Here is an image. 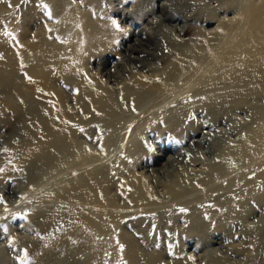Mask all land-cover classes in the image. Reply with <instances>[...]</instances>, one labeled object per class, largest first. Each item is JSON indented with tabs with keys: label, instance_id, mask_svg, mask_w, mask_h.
<instances>
[{
	"label": "rangeland",
	"instance_id": "obj_1",
	"mask_svg": "<svg viewBox=\"0 0 264 264\" xmlns=\"http://www.w3.org/2000/svg\"><path fill=\"white\" fill-rule=\"evenodd\" d=\"M254 7L264 0H0V264H264V65L245 69L243 53L241 63L224 64V90L212 92L217 70L206 80L202 63L178 64L201 49L214 65L212 49L223 38L221 49L237 45ZM232 53L241 52L224 56ZM145 81L169 86L174 98L153 108L123 99ZM103 90L124 113L113 131L90 114ZM174 101L182 119L168 127L161 119ZM62 104L77 122L52 152L83 161L70 170L32 167L26 148L40 137L35 124L53 121ZM92 167L114 202L112 217L101 203L90 212L62 200L45 210L61 217L34 215L35 200L52 205L53 184L36 194L39 187ZM139 179L145 203L130 196ZM51 219L60 225L55 238ZM73 220L78 237H60Z\"/></svg>",
	"mask_w": 264,
	"mask_h": 264
},
{
	"label": "bare ground",
	"instance_id": "obj_2",
	"mask_svg": "<svg viewBox=\"0 0 264 264\" xmlns=\"http://www.w3.org/2000/svg\"><path fill=\"white\" fill-rule=\"evenodd\" d=\"M170 16H172L171 13L170 14L165 13L163 15L164 18H167ZM259 20H261V21L259 22ZM247 21L248 20L240 23L241 26L243 25L242 30L244 28L245 29L242 31L243 36H242V38H240V40H238L239 43L237 42V45H235V43H234V45L232 47H230V45L226 44V45H223V47L221 49V43H223L225 41L223 38L222 41L220 40V42H219L220 45L218 46V48L215 47L212 49V51L210 52L209 55L211 56L214 53H218V56H219L217 61H214L215 62L214 65L212 63V61H213L212 56L210 57V60H209L210 62L208 61L209 63L201 60L203 58L202 57L203 56L202 51H200L201 49H199L200 52L196 49V50H193V51L187 53V55H189L188 56L189 58L185 59L186 61L185 60L183 61V59L182 60L180 59L178 61L179 66L181 65L182 68L188 64L191 65V64H195L197 62H200V63H202V66H200V67H202L203 71H205L204 75L201 73V71L199 73H197L198 75H196V78L194 80H191V82L188 83L187 87H193L194 84H196L195 80L197 78H199L201 76V74L203 75L202 79L207 80L208 78H211V76L213 74L212 72L217 70L216 79H215L216 80V86L212 90H208V91L213 92V91H217L218 89L223 91L224 87H225L224 81H225V79L227 80L228 75L230 76L229 72L225 71V69L223 68V67H225L224 64L229 63L230 61H235L236 59H238V56L243 55V53H244V57H245V58L244 57L243 58L246 59V61L243 63V65L246 64L245 69L247 66L249 67V65L251 67H252V65L254 67H257V66L262 65V64L264 65V50H263L264 49V7H259V8L254 7V11L251 14V19H249L248 22ZM160 24H158V25H160ZM247 26H248V28H246ZM213 42L214 41H212V43ZM235 42H236V40H235ZM259 43L261 44L260 46H259ZM259 48L262 51H254V50H258ZM232 49L234 51H235V49H238V50H240L241 53L238 55H235V56L232 53L228 57H225L224 55L227 54V52H230ZM197 52H198V54H200V56H198V58L194 55ZM203 52H205V51H203ZM186 56H185V58H186ZM7 61H10V60H7ZM237 61H239V59ZM10 63H11V61H10ZM239 63H241V62L239 61ZM3 66H4V68H2V70L6 71V72H11L12 75L14 74L12 72L13 70L11 71L8 66H6V65H3ZM181 67H180V70L182 69ZM237 67H238V65H237ZM237 70H242V68L238 67ZM236 73H237V71H236ZM177 75H178V78L175 77L176 76L175 74H173L170 78L172 80L176 81V80L183 79V76L186 77L185 75H181V74H177ZM238 76H239V74H238ZM230 78H232V75ZM240 78H243V77L241 76ZM157 82L145 81L144 84L142 85L144 90L143 89L141 90L140 88H132L133 90L127 89L123 93V99L125 101H128L130 99L135 100V102L137 103V106H141L144 108H147V107L153 108L154 106H156L159 103V100H162L161 103H165L166 101L167 102L170 101L171 98H174L173 96L175 95V93L172 94L171 90H166L167 87L169 88V86L165 85L164 87L166 89L164 87L162 89L161 85H163V84H161L160 82L159 83H157ZM228 83L229 82H227L226 84H228ZM169 84L170 83H168V85ZM0 86H1V83H0ZM159 87L162 90L157 91L155 93L154 92H147L146 93V91H145V90L151 91L152 89H155V88L158 89ZM157 89H155V90H157ZM170 89H171V87H170ZM205 89L206 88H203V90H205ZM207 89H209V87H207ZM96 91H98V90H96ZM153 94H156L157 96H163V97L161 99H156L157 96H154ZM206 95H204V96H206ZM201 96H202V94H201ZM201 96L199 98H203ZM208 96H209V94H208ZM208 96L204 97V98L209 99L213 95H210L209 98H208ZM211 101H214V99L212 100V98H211V100L210 99L208 100L209 103ZM96 102L99 103L98 109H94V110L90 111V114L92 115L93 120L94 121H101V120L106 121L107 123H109L108 124L109 129H111L113 131L114 124L119 123V121L124 118V113L122 112V108H120V106L117 104L116 97L114 96V94H111L108 91L103 90L100 93H97ZM176 102H177V104H176ZM198 102H200V101H198ZM203 102L201 103L202 105L204 104ZM192 103L193 102H191V104ZM209 103H207L206 106H208ZM180 104H181L180 102L174 101L173 106H170L168 110L163 112V116H162L161 120L165 123V126H168V127L173 126L174 127L180 123V120L182 118H180L178 116L180 115V113L182 114V112H183L182 109L184 107L183 105L180 106ZM187 104H188V102H187ZM199 104H198V106H199ZM64 105L65 104H62V106L60 107L61 109L56 107L57 108L56 118H53V121L49 119L43 123H40V124L36 123L35 124L38 127L40 126V128L39 129L37 128V131H35V133H39L40 137L37 138L35 141L34 140L29 141V145L26 148V152L28 153V158H26V159H28V161L32 160V161H30V162H32V167H34V166H36V167H38V166L39 167L51 166V167H53V169L58 170V169H61L64 165H70V167L68 169H65V170H70L72 168H75L77 165L80 166L79 163H81L83 161L82 155L81 154L76 155L75 152L74 153L70 152L68 154V156H65L64 159L59 158L57 155H54V153L52 152V150H53L52 148H55L53 146H56L57 144H62V142H64L65 138H69L71 136L69 133H67V132H71V130H70L71 126L69 127L70 122L71 121L77 122V117L72 113V111L67 109ZM189 107H191V106H189ZM185 111H186V109L184 110V112ZM63 127L65 129H63ZM76 145H77V143H76ZM15 151H13V153L17 154L20 151V149L16 148ZM88 154L91 155L93 153H91V154L88 153ZM17 155H18V157L19 156L24 157L22 152H19ZM91 156H94V155H91ZM32 158L35 160H33ZM71 161L74 163H77V165L76 166L74 165V167H72L71 166L72 163L69 164ZM85 164H89V163H85ZM89 165H91V164H89ZM97 172L98 171L94 167H92L91 169H88L85 171H80L77 175H74V176H66L63 179H61L59 176H57V177H54L51 180H49L48 183L39 187L35 193L37 194L39 190L44 189L47 186L49 187V185L53 184L52 188H51L53 190H51V192H54L55 195H54V193H51V192L49 193V198L51 199L50 204H52V205L51 206L50 205H43V203H42L43 200L41 201V199H40V201L35 200L33 203V205L36 207L35 212H33L34 215L36 214L37 216L43 217L44 220L47 219L48 217H49L48 219H50L51 217H61L62 215H59L56 212H54L51 216L50 215L45 216V212H47L45 210H47L48 208L50 209L52 207H56L55 206L56 202L58 200H62L65 203L66 202H69V203L75 202L76 205L80 204V203L81 204L82 203L89 204L88 206H90L89 207L90 212H94V210H95L92 203H95V202L101 203L102 206L104 207V210L107 209V211H109V212L106 211L108 213V217H112L111 209L113 207L114 202L112 199H110L109 197L107 198V196L105 195V190H104L103 183H102L103 180L100 179L99 174ZM63 174H66V173L64 172ZM58 181H61L62 183L58 182ZM138 182L135 185L133 182L129 183V185L131 186L130 188H132L131 189L132 193L130 196L133 199H135L137 202L143 201V203H145L146 201H149V199H151V197H150L148 190L145 187V183L140 179L138 180ZM57 190H58V192H57ZM57 205H61V204L58 203ZM66 217H68V216H66ZM71 217H73V216H71ZM90 217H95V216L92 214ZM58 220H60V219H58ZM56 224H57V222L53 221V220L51 221V224H50V227H51L50 233H51V235H53V238H55V236H56L55 234L58 232L56 230H57V228H58L57 226L59 224L58 225H56ZM85 226L87 227V230H91L95 226L94 221L92 219H90ZM59 227H60V225H59ZM67 228H69L70 234H68V235L61 234L60 237H63V238L65 237L64 239H68L71 235L72 236L74 235V238L76 239L78 237V234H80L79 231H80L81 227L76 225L74 220L71 222H67ZM50 242L51 241L48 240V241H45V244H44V245L47 244V247L46 248L44 247V248H45L46 252H49V255H51L50 254L51 253L50 252V250H51V248H50L51 243ZM64 242H68V240H66ZM49 255L46 254V256H49Z\"/></svg>",
	"mask_w": 264,
	"mask_h": 264
}]
</instances>
